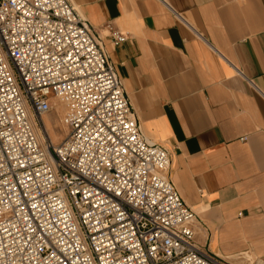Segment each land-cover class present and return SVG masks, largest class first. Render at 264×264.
Instances as JSON below:
<instances>
[{
	"label": "built area",
	"instance_id": "2783aa9c",
	"mask_svg": "<svg viewBox=\"0 0 264 264\" xmlns=\"http://www.w3.org/2000/svg\"><path fill=\"white\" fill-rule=\"evenodd\" d=\"M56 99L73 107L57 145ZM171 166L71 0H0V264H230L196 243Z\"/></svg>",
	"mask_w": 264,
	"mask_h": 264
},
{
	"label": "crops",
	"instance_id": "0c3cea01",
	"mask_svg": "<svg viewBox=\"0 0 264 264\" xmlns=\"http://www.w3.org/2000/svg\"><path fill=\"white\" fill-rule=\"evenodd\" d=\"M71 1L144 136L169 150L196 243L264 264V0ZM111 27L127 40L115 44Z\"/></svg>",
	"mask_w": 264,
	"mask_h": 264
},
{
	"label": "rangeland",
	"instance_id": "374dc122",
	"mask_svg": "<svg viewBox=\"0 0 264 264\" xmlns=\"http://www.w3.org/2000/svg\"><path fill=\"white\" fill-rule=\"evenodd\" d=\"M72 112L73 107L69 101L56 99L53 101V108L51 112H49L46 116L43 117V123L47 128V131L49 128L48 133L54 144L57 145L63 142L71 132L70 121ZM35 120L38 122V127L40 128L41 121L36 118ZM38 133L39 135H43L42 133H40V129H38Z\"/></svg>",
	"mask_w": 264,
	"mask_h": 264
},
{
	"label": "bare ground",
	"instance_id": "6f19581e",
	"mask_svg": "<svg viewBox=\"0 0 264 264\" xmlns=\"http://www.w3.org/2000/svg\"><path fill=\"white\" fill-rule=\"evenodd\" d=\"M61 104H62V103H61ZM61 104H60V105H61ZM60 109H61V108H60ZM68 109H69V108H68ZM60 111H61V110H60ZM68 111H69V110H68ZM62 114H63V113H62ZM39 129H40V128H39ZM40 133H42L41 129H40Z\"/></svg>",
	"mask_w": 264,
	"mask_h": 264
}]
</instances>
